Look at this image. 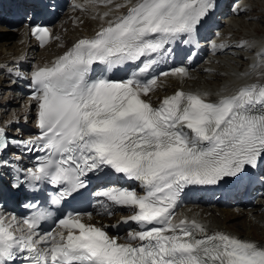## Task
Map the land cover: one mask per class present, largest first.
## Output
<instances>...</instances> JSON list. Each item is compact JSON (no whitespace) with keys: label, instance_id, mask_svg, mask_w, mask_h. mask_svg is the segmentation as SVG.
Returning <instances> with one entry per match:
<instances>
[{"label":"snow or ice","instance_id":"snow-or-ice-1","mask_svg":"<svg viewBox=\"0 0 264 264\" xmlns=\"http://www.w3.org/2000/svg\"><path fill=\"white\" fill-rule=\"evenodd\" d=\"M117 7H127L126 13L31 74L39 134L19 143L44 155L11 187L53 186L45 203L59 216L53 219L36 203L24 205L35 210L23 219L0 214V264H264V244L208 233L195 220L174 221L186 187L239 179L264 161V84L242 86L216 101L177 90L153 106L145 97L158 81L140 78L155 64L152 54L191 35L211 0H126ZM31 35L44 46L50 31L35 25ZM258 56L264 60V53ZM141 58L142 66L126 79L109 78L100 67ZM4 135L0 129V152L8 146ZM121 179L133 186L104 187ZM93 181L102 187L94 195L128 209L132 214L123 222H135L138 230L121 238L85 222L92 214L75 202ZM104 214L111 213L106 208ZM49 220L55 227L44 231Z\"/></svg>","mask_w":264,"mask_h":264},{"label":"bare ground","instance_id":"bare-ground-1","mask_svg":"<svg viewBox=\"0 0 264 264\" xmlns=\"http://www.w3.org/2000/svg\"><path fill=\"white\" fill-rule=\"evenodd\" d=\"M131 2L135 3V0ZM125 3L126 0H111L110 3L108 0L74 1L70 5L72 10L53 27L56 31H53V44L40 50L35 49L25 36L13 39L17 35L1 29L0 32H5V36L0 37V88L11 86L8 83L12 75L10 72L28 73L33 65L40 67L49 63L51 58L63 54L77 40L94 35L109 20L126 13L127 7H117ZM238 12V17L233 18L234 21L224 30V40L210 47L214 60L205 61L186 76L165 78L145 99L156 105L165 96L180 90L201 94L210 101H216L223 96L232 95L242 86L264 84V60L258 56L259 53H264V21L256 17L259 13H264V0H248L238 8ZM105 13L108 15L105 16ZM64 21L67 22L63 26ZM201 27L203 25L199 26ZM11 39L13 43L9 41ZM163 84L165 85L160 90ZM10 101L7 98L0 102L3 103L0 105V112L7 111L8 106L12 105ZM17 103L20 104L18 101ZM1 115H6L8 120L30 119L29 115L16 112L15 109H8V112ZM206 206H209L208 202L199 201L183 211L181 216L200 223L208 233L223 232L242 240L264 244V199L249 213L240 211L233 204L225 209H208Z\"/></svg>","mask_w":264,"mask_h":264},{"label":"rangeland","instance_id":"rangeland-1","mask_svg":"<svg viewBox=\"0 0 264 264\" xmlns=\"http://www.w3.org/2000/svg\"><path fill=\"white\" fill-rule=\"evenodd\" d=\"M263 15H264V13H263ZM263 15L259 13L256 17H257L259 20L264 21V16H263ZM253 18H255V15H254ZM0 30H1V29H0ZM2 30H4V29H2ZM259 32H260V31H259ZM1 36H5V32H0V37H1ZM240 36L242 37V35H240ZM240 36H239V38H241ZM12 40H13V39H11V40H9V41H11V43H13ZM239 40H240V39H239ZM241 41H242V40H241ZM0 42H2V41H1V38H0ZM13 45H14V44H13ZM13 45H12V46H13Z\"/></svg>","mask_w":264,"mask_h":264}]
</instances>
